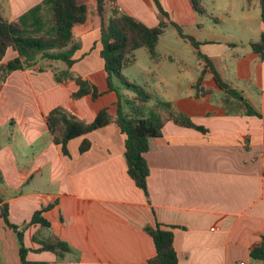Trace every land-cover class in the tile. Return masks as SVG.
Wrapping results in <instances>:
<instances>
[{
  "label": "crops",
  "instance_id": "obj_1",
  "mask_svg": "<svg viewBox=\"0 0 264 264\" xmlns=\"http://www.w3.org/2000/svg\"><path fill=\"white\" fill-rule=\"evenodd\" d=\"M41 1L0 0V15L18 21ZM157 1L167 17L153 0H107L106 5L148 27L165 22L158 43L164 42L171 54L166 57L156 51L157 82L171 95L167 102L172 109L206 131L170 120L163 124L144 155L149 168L148 197L127 173L125 136L114 123L70 140L66 156L46 124L47 113L57 106L71 109L86 121L103 108L111 115L117 110L120 95L114 76V88L109 89L103 68L94 0H79L88 6L94 28L77 39L71 66L41 59L30 68L11 72L0 86V196L8 206L9 222L23 230L26 259L32 264H144L155 254L144 227L156 222L175 226L178 264H264L249 255L264 244V56L251 49V42L258 41L253 39L255 33L259 39L264 32L259 0L249 1L248 10L239 0H220L225 3L214 8L218 14L212 16L214 22H233L232 29L222 35L203 23L188 0ZM171 22L200 42L199 51L259 116L234 108L232 98L225 103V93L201 58H197L196 76L186 75V82L180 81V72L165 73L167 59L172 61L176 53L188 57L177 37H166L173 28L182 38ZM237 31L249 35L236 36ZM16 55L8 49L3 61ZM65 71L96 85L100 95L75 99L71 95L78 87L74 80L59 77L58 81L57 75ZM200 75L209 90L195 95ZM185 86L187 90L182 91ZM150 111L167 115L156 104L153 109L145 104L141 114L148 116ZM82 138L90 141L83 153L79 151ZM42 207H47L42 215L49 226L28 224ZM54 237L69 244L70 251L61 258L39 249L42 241ZM19 244L17 233L0 215V264H21Z\"/></svg>",
  "mask_w": 264,
  "mask_h": 264
},
{
  "label": "trees",
  "instance_id": "obj_2",
  "mask_svg": "<svg viewBox=\"0 0 264 264\" xmlns=\"http://www.w3.org/2000/svg\"><path fill=\"white\" fill-rule=\"evenodd\" d=\"M153 1L159 12L167 17L159 2ZM188 1L195 12L205 13L202 0ZM106 2L107 0H94L93 8V12L100 18L98 27L101 41L100 56L104 63L103 68L107 73L109 89L114 88L111 78L117 76L121 83L132 91L131 99L126 100L130 104L131 111L130 113L124 112L119 96L114 115H111L107 108H103L95 114L91 121H86L74 114L71 109L57 106L47 113L46 124L53 142L66 156L70 154L68 148L70 140L114 123L121 134L125 136L123 157L127 173L135 185L148 197L149 168L144 155L150 149V139L161 134V128L167 120L202 132H205L206 128L194 124L186 115L174 113L169 102L156 103V107H163L167 111L166 116L151 111L148 116L141 114L143 106L147 104L151 96L142 85L128 81L123 77L121 71L135 61L134 51L137 48H145L151 59H157L156 44H158L159 36L163 33L166 24L164 21H160L157 26L148 27L140 19L121 13L114 6L107 7ZM258 2L260 18L264 25V0ZM91 19L88 6L80 3L79 0H42L41 3L23 14L18 21H8L0 15V86L11 72L30 68L41 59L61 60L67 63L68 67L71 66L74 63L71 57L77 49V39L94 28ZM170 24L180 37L188 40L196 50L197 57L203 59L207 68L210 69L216 84L225 93V103H229L232 98L234 108L242 110L247 115L259 116V112L220 77L209 57L199 51L200 42L185 33L180 25L173 22ZM8 49L13 50L17 55L8 62H4L3 58ZM251 49L260 57L264 56V32L260 34L258 41L251 42ZM57 77L58 81H60L59 77L74 80L78 87L71 95L75 99L87 94H90L92 98H97L100 95L96 85L81 77L69 75L68 71L59 73ZM195 88V95L208 92L209 89L202 85V75L198 76ZM89 147L90 141L87 138H82L79 151L83 153ZM1 198L0 196V215L3 217L4 223L17 233L20 241L21 264H32L26 259L28 250L23 245V230L9 222L8 206L3 203ZM45 208L47 207L36 210L28 224L37 223L41 226H49L48 220L42 215ZM174 227L173 225H162L159 222L144 227L155 245V254L148 258L144 264H178V257L173 245L172 229ZM68 245L67 242L54 237L50 241H42L39 249L53 252L61 258L70 251ZM249 255L253 260L264 262V244L255 246L249 251Z\"/></svg>",
  "mask_w": 264,
  "mask_h": 264
},
{
  "label": "rangeland",
  "instance_id": "obj_3",
  "mask_svg": "<svg viewBox=\"0 0 264 264\" xmlns=\"http://www.w3.org/2000/svg\"><path fill=\"white\" fill-rule=\"evenodd\" d=\"M218 1V2H217ZM202 5L205 8V13L203 14H197L202 20L203 23L207 22L208 24H211V26H214L215 31L213 30L212 32L215 35H222L227 31H230L233 27V22L231 21H224L220 22H214L215 19L212 18V16L218 17L217 11H214V8L216 7H221L225 2L220 1V0H202ZM240 4L245 6V10L247 9L248 2L246 0H239ZM253 12V9H251ZM257 12V9H256ZM204 28V27H203ZM185 31V30H184ZM169 35H173L174 37H177L178 39V45L181 50L185 49L184 51L186 52L188 57H184L180 53H176L173 55V60H166L165 61V66H164V71L165 73H176L180 72V81L186 82V75L188 77H191V75L196 76V67H197V62H198V57L196 55H193L192 49L188 45V41L184 40L183 38H179L177 34H175L174 29H168L166 32V37ZM236 36H241V37H247L249 34L243 33L240 34L239 31L236 32ZM250 35H252V31L250 32ZM204 38L207 37V34H203ZM253 39L258 40V35L253 36ZM169 41H173V39L170 37ZM186 44L185 47L183 45ZM156 51L159 52L160 54H163L167 57V55L171 54L170 48H167L164 42H160L156 44ZM135 55V61L130 64L129 66H126L122 71L121 74L127 78L130 81H133L137 84L142 85L145 91L149 92L150 94V99L147 102V108L153 109L154 105L160 101V102H167V98H171V95H166L164 92L163 88L161 85L157 82V76L155 74H159V69L157 68V64L154 62L153 59L150 58L147 50L143 47L137 48L134 51ZM60 64L63 66V62L59 61V66ZM113 82L116 86H118L116 89L119 91V95L121 97V102L125 109L130 110V104L127 99H131L133 93L127 89L125 85L121 83L119 78L117 76L113 77ZM187 88L186 86L182 91H186ZM170 93V91H168ZM122 95H124L122 97ZM128 95V96H126ZM174 113H177V111L173 110Z\"/></svg>",
  "mask_w": 264,
  "mask_h": 264
},
{
  "label": "built area",
  "instance_id": "obj_4",
  "mask_svg": "<svg viewBox=\"0 0 264 264\" xmlns=\"http://www.w3.org/2000/svg\"><path fill=\"white\" fill-rule=\"evenodd\" d=\"M239 264H244L243 262H240Z\"/></svg>",
  "mask_w": 264,
  "mask_h": 264
}]
</instances>
